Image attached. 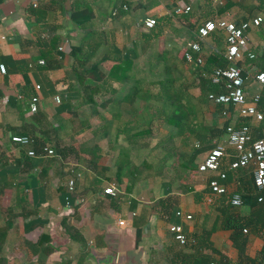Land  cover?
I'll list each match as a JSON object with an SVG mask.
<instances>
[{"label":"crops","instance_id":"crops-1","mask_svg":"<svg viewBox=\"0 0 264 264\" xmlns=\"http://www.w3.org/2000/svg\"><path fill=\"white\" fill-rule=\"evenodd\" d=\"M78 5L84 26L71 18ZM222 5V0H0V64L5 66L0 72V264H207L196 258L199 254L210 257V264H264L263 227L242 229L241 255L233 229L225 227L264 206L253 198L259 192L250 169L229 168L232 156L223 158L220 166L231 173L229 180H220L227 193L217 195L206 183L216 173L197 170L203 155L185 169L164 161L159 168L154 164V169L142 170L133 157L118 161L119 149L113 150L106 139L97 141L95 156L89 148L71 149L82 141L87 147L84 141L101 135L104 119H110L99 104L95 109L81 102L78 88L83 79L72 69L70 49L87 38L91 24L103 42L97 58L109 42L117 60L131 50L140 57L160 51L180 58L190 51L207 55L225 48L221 32L196 37L203 21L223 18L238 23L260 15L261 24L247 32V50L254 56L244 54L238 65L248 97L258 92L264 102V86L252 79L257 70H264V0ZM147 17L156 20L151 29L143 26ZM197 61L187 75L194 95L202 91L200 77H210L213 69ZM114 63L102 62L99 74L108 77ZM108 80L114 96L129 89V82ZM34 95L38 109L32 113L29 102ZM206 105L212 147L225 145V127L242 119L236 107L216 108L211 101ZM260 124L251 122L252 135L261 133ZM12 135L35 136L38 142L17 144ZM116 141L124 142L121 135ZM40 143L55 154L46 155ZM70 179L73 191L68 190ZM110 185L115 195L103 192ZM235 193L242 197L240 206L230 202ZM173 224L182 227L184 244L174 238Z\"/></svg>","mask_w":264,"mask_h":264},{"label":"trees","instance_id":"trees-1","mask_svg":"<svg viewBox=\"0 0 264 264\" xmlns=\"http://www.w3.org/2000/svg\"><path fill=\"white\" fill-rule=\"evenodd\" d=\"M222 3V8H225L231 5V0H222ZM84 6L86 10L90 9V5ZM79 12L84 14L81 6L78 5L76 10L72 11L71 18L79 26H84ZM154 36L157 34L154 33ZM100 37L101 34L97 35V30L91 24L87 38L79 45L72 46L70 53L72 69L78 77L83 79L82 85L78 88L81 102L95 109L99 104L110 114V119H104L101 135L91 136L84 141H88L87 147L82 141L71 149L80 151L89 148L90 154L95 156L97 141L106 139L113 144V150L119 149L118 161L125 157H133L136 162L140 161L142 170H152L154 164L159 168L164 161L169 164L175 163L185 169L193 165L196 158L202 155L204 158L213 146L210 142L213 137L210 129L213 128H210L211 123L205 117L206 104L210 101L208 93H220L224 89L219 84L213 83L210 77L201 76L202 91L200 95H194L187 75L192 66H198V59H202L210 70L224 66L226 64L224 49L207 55L190 51L189 59L185 54L177 58L160 51H153L151 55L140 57L131 50L126 58L117 60L112 54L113 47L110 42L104 55L100 58L96 57L103 43ZM106 60H115V63L111 66V71L107 73L108 77H103L99 74V69L100 64ZM43 68L39 67L40 70ZM197 69L200 70V68ZM129 70L131 72H128ZM242 75L244 76L243 73ZM109 77L121 83L129 82V89L123 95L114 96V89L108 83ZM67 90L71 93L73 89L69 87ZM99 97L103 98L100 103L97 101ZM263 104L264 102H260V108ZM215 106L221 107L220 104ZM114 133L116 137L112 138ZM118 135L123 137L122 144H117ZM262 135L261 131L260 134L253 135V138ZM30 138L34 143L38 142L35 136ZM38 147L42 149L44 143H40ZM207 147L210 149L208 150ZM109 155L112 157L113 154ZM230 174L229 171L226 172L224 182L229 180ZM259 195H262L261 201H264V189L259 194L253 195L254 200L258 201ZM229 206L226 203L223 209L226 217L229 216V213H226ZM245 226L252 227L253 231H257L258 226L264 228V206L247 217L237 219L232 224L227 222L225 224V227L233 229L232 239L240 255L243 254L245 244L244 233H242ZM263 252L264 247L261 253ZM196 258L210 264L211 259L208 256L199 254Z\"/></svg>","mask_w":264,"mask_h":264},{"label":"built area","instance_id":"built-area-1","mask_svg":"<svg viewBox=\"0 0 264 264\" xmlns=\"http://www.w3.org/2000/svg\"><path fill=\"white\" fill-rule=\"evenodd\" d=\"M189 7L177 8L176 11H187ZM263 21L262 16L256 15L250 19L241 22H231L223 18L207 19L200 23L195 29V35L198 39H203L214 32H221L224 38V57L226 64L224 66L215 67L210 73L211 81L219 84L224 91L220 93L209 92L208 99L214 104H222L225 106L236 107L238 117L242 119L239 124H228L224 131L226 134V144L216 145L212 147L205 157L197 164L199 172H215L216 176L209 177L206 181L210 190L217 194L223 195L227 193V187L220 181L226 178V172L221 170L223 158L232 156L233 160L229 163V168H249L252 174L253 184L257 192L264 189V105L261 109L258 107L260 103V93H255L248 97L245 90L246 77L242 75L238 61L243 59L244 54L248 57L254 55L247 50L249 36L247 34L249 27H258ZM156 25L154 17H147L143 21L146 29H151ZM196 47V44H192ZM189 59L190 54H185ZM40 63H43L41 60ZM0 72H5V66L0 64ZM253 81L257 85L264 86V70H257L253 77ZM39 88V85H36ZM38 96L31 97L29 102V110L35 113L38 109ZM56 102H60V96L55 95ZM261 123L260 128L263 133L261 137L253 138L251 130V122ZM11 141L17 144H28L32 138L28 136L12 135ZM232 152H228V149ZM46 155H53L54 150L50 147H44ZM29 155H34L33 150H28ZM74 182L72 179L68 181V190L73 191ZM105 194L115 195L116 189L113 186H107L103 189ZM258 201L262 200V195L258 196ZM230 202L234 206L242 204V197L239 193L232 195ZM178 214L180 212H177ZM190 218V215H186ZM122 224V221H119ZM174 238L181 244L186 242V235L182 231L179 224L170 226ZM246 232V228L243 229Z\"/></svg>","mask_w":264,"mask_h":264},{"label":"rangeland","instance_id":"rangeland-1","mask_svg":"<svg viewBox=\"0 0 264 264\" xmlns=\"http://www.w3.org/2000/svg\"><path fill=\"white\" fill-rule=\"evenodd\" d=\"M161 47V46H160Z\"/></svg>","mask_w":264,"mask_h":264}]
</instances>
